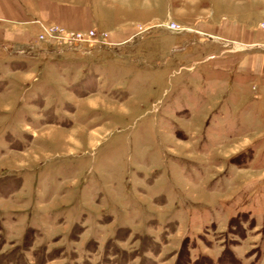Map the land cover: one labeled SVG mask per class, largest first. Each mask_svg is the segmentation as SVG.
I'll use <instances>...</instances> for the list:
<instances>
[{
  "label": "rangeland",
  "instance_id": "374dc122",
  "mask_svg": "<svg viewBox=\"0 0 264 264\" xmlns=\"http://www.w3.org/2000/svg\"><path fill=\"white\" fill-rule=\"evenodd\" d=\"M32 1L0 0V264H264V49L193 0Z\"/></svg>",
  "mask_w": 264,
  "mask_h": 264
},
{
  "label": "crops",
  "instance_id": "0c3cea01",
  "mask_svg": "<svg viewBox=\"0 0 264 264\" xmlns=\"http://www.w3.org/2000/svg\"><path fill=\"white\" fill-rule=\"evenodd\" d=\"M22 1L27 0H15V2ZM34 1L40 3L36 5L38 13L60 24L82 27L95 25L93 17L84 11L83 0H75L73 1L75 4L70 5L62 4L61 0H33L32 2ZM201 1L193 0L192 2L195 14L203 20L197 23L194 20L191 23L199 29L196 35L205 37V43L231 46L235 50L236 45L230 40L237 39L246 45H256L257 48L264 49V31L258 27V23L264 19V0H205L208 3L205 8L208 10L206 15L201 13L199 10L201 8H197L201 6ZM211 58H213L212 53L204 56L205 60Z\"/></svg>",
  "mask_w": 264,
  "mask_h": 264
},
{
  "label": "built area",
  "instance_id": "2783aa9c",
  "mask_svg": "<svg viewBox=\"0 0 264 264\" xmlns=\"http://www.w3.org/2000/svg\"><path fill=\"white\" fill-rule=\"evenodd\" d=\"M162 26H166V28L174 30V31H183L187 29L185 26L180 25L179 23L175 21L166 22L165 24H161ZM262 28H264V23H262ZM234 45H236L234 43Z\"/></svg>",
  "mask_w": 264,
  "mask_h": 264
}]
</instances>
